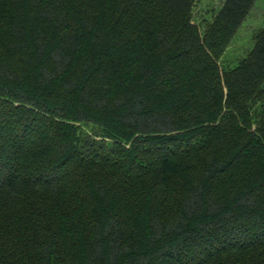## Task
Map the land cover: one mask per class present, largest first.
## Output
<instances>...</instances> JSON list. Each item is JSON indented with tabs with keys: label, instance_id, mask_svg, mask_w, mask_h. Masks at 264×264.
Segmentation results:
<instances>
[{
	"label": "trees",
	"instance_id": "trees-1",
	"mask_svg": "<svg viewBox=\"0 0 264 264\" xmlns=\"http://www.w3.org/2000/svg\"><path fill=\"white\" fill-rule=\"evenodd\" d=\"M0 0V264H264L256 0Z\"/></svg>",
	"mask_w": 264,
	"mask_h": 264
},
{
	"label": "rangeland",
	"instance_id": "rangeland-1",
	"mask_svg": "<svg viewBox=\"0 0 264 264\" xmlns=\"http://www.w3.org/2000/svg\"><path fill=\"white\" fill-rule=\"evenodd\" d=\"M226 0H196L193 7L194 21L204 29L211 22ZM264 27V0H256L227 48L223 61L235 65L254 44L255 34Z\"/></svg>",
	"mask_w": 264,
	"mask_h": 264
}]
</instances>
